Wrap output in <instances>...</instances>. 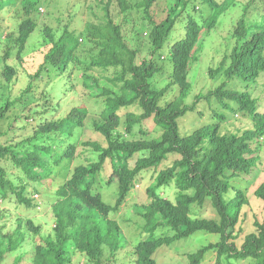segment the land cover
<instances>
[{
    "label": "trees",
    "instance_id": "1",
    "mask_svg": "<svg viewBox=\"0 0 264 264\" xmlns=\"http://www.w3.org/2000/svg\"><path fill=\"white\" fill-rule=\"evenodd\" d=\"M157 1L118 0V14L142 10V19L147 25L144 31L149 46L147 56L146 53L140 55L139 46L133 47L127 41L121 22L109 13L110 0L105 4L101 1L105 17L100 22H87L84 31L80 32L83 43L90 45L89 49H79L80 39L72 31H65L56 40L46 32L49 39L45 46L49 48L42 51V62L29 74L25 89L16 98L8 97L0 103L1 122L17 103L32 98L29 93L37 78L45 73L54 79L63 75L73 63L81 74L83 88L93 96L104 98L103 108L98 118L91 122V128L103 136L105 143L81 140L88 115L83 105H75L65 115L53 116L48 122L40 123L32 136L20 142V147L0 143V160L10 159L23 171L25 178L32 181L50 177L62 163L63 169L73 165L71 174L55 192L56 199L51 207L52 233L36 244L32 264H70L75 251L86 258L81 264H104L105 248L113 257L124 241L121 226L110 215L119 210L128 193L148 170L155 172L153 184L146 189L148 201L135 205V212L143 219V230L147 233L134 245L136 264H156L154 254L160 247L169 246L197 231L217 233L219 239L186 253L187 261L181 264H201L208 251L215 253L214 264H233L234 260L247 258L264 264V222L254 220L256 231L247 233L239 247L235 245L234 228L242 207L249 200L244 189L231 183L233 178L251 172L257 159L254 145L264 137V111L257 109V98L248 91V83H254L264 72V15L259 23L246 20L250 5L264 0H250L244 5L231 32V50L215 69L208 68L210 76L221 74L223 81L195 94L190 104L183 103L191 89L190 64L197 60L202 29H211L215 25L224 11L225 1L219 4L215 0H174L166 16L156 21L151 9ZM197 1L207 3L211 8L202 23L193 14L198 10ZM16 3L21 5L23 19L17 25L15 36L13 33L4 36L1 56V74L8 86L17 76L16 66L10 59L21 57L37 27L32 14L39 13V0H0V10ZM179 18L183 20L184 35L168 47L172 62L170 80L164 87L154 88L152 80L163 68L157 63L156 55ZM80 51H87V56L82 58ZM95 71L99 73L95 74ZM235 79L247 84L246 90L228 85ZM172 85L178 86L177 94L162 104ZM201 100H215L225 110L240 112L242 117L251 120L252 126L237 132L220 131L228 115L217 114L213 109L217 122L180 135L179 119L193 111ZM149 120L159 128L158 137H147L144 125ZM2 136L0 129V140ZM81 155L87 163L75 165L74 161ZM173 155L175 158L171 163L159 168ZM106 164L110 171L105 181L111 183L116 179L117 182L114 204L106 203L95 188ZM171 183L177 189L174 200L157 192L158 188ZM229 189L233 191L231 196H227ZM25 191L26 185L15 184L0 165V199H9L13 195L17 203L33 207L35 199L26 196ZM253 194L264 202V182ZM207 203L215 212L214 218L191 215L193 204L203 207ZM27 224L39 232V227L31 220ZM164 227L172 234L154 236L158 228ZM23 238L19 227L0 233V261L16 250ZM17 262L18 257L13 264Z\"/></svg>",
    "mask_w": 264,
    "mask_h": 264
},
{
    "label": "rangeland",
    "instance_id": "2",
    "mask_svg": "<svg viewBox=\"0 0 264 264\" xmlns=\"http://www.w3.org/2000/svg\"><path fill=\"white\" fill-rule=\"evenodd\" d=\"M101 1L105 4L108 0H39L38 11L33 13L32 17L37 23L35 31L30 35L26 44L25 50L21 53L19 59L14 57L10 59V63L16 66L17 76L15 82L8 86L7 82L2 77L1 71L3 68L2 54L4 50V36L9 33L16 35L18 23L23 19L21 5L16 3L12 7H4L0 10V103L5 101V98H16L22 90L25 89L30 77L38 65L42 62V51H47L49 46H45L48 42V32L53 40H56L65 31H72L74 35L80 39V48L88 50L90 45L83 43L81 31H84L87 22H100L105 17L104 7ZM174 0H158L151 9V15L156 21L162 20L168 8ZM222 4L225 1L224 11L221 12L216 20L215 25L211 29L204 27L198 42L197 60L190 64L188 71V80L191 83V89L184 99V104H190L194 100V95L199 92H205L217 86L223 81L221 74H216L213 77L209 75L208 68L215 69L223 56L229 53L233 46V38L231 32L235 27L237 20L241 17L243 7L250 0H215ZM118 0H110L108 10L110 15L120 21L125 33V37L131 46H139L140 55L146 56L149 54V46L147 36L144 35L147 25L143 22L144 14L142 10H133L127 14H118ZM198 10L193 13L200 23L203 22L210 14V6L207 3L197 1ZM264 15V1H256L250 5L246 20L247 22L259 23ZM138 33V34H137ZM142 35V36H141ZM184 28L183 20L179 18L173 29L171 30L164 46L156 55L157 63L163 68L160 73L156 74L152 80L154 88L164 87L170 80L169 74L172 70V62L168 47L174 41L183 37ZM147 51V52H146ZM82 58L87 56V51H80ZM148 53V54H147ZM15 55V53L13 54ZM161 56V57H159ZM61 76L52 79L43 74L36 79L34 87L29 95L32 96L24 103H17L14 109H10L7 116L1 120L0 129L3 131L1 137L2 144H12L20 147V142L25 141L33 135V130L40 123L48 122L51 118H57L65 115L71 107L75 105H83L87 108L86 129L81 140H92L100 143H105L103 136L95 132L91 128V122L98 118V113L103 108V97L93 96L81 84V74L75 69V64ZM99 72L95 71V74ZM232 88L238 90H246L245 83L240 80L229 81L228 84ZM248 91L253 97H256L257 109L264 111V72H262L254 83H248ZM178 92V86L172 85L165 94V100L172 99ZM10 98V99H11ZM11 99V100H12ZM59 102V104H57ZM225 113L228 115L227 120L221 125L220 131L237 132L244 128L251 127V120L242 117L240 112L232 113L230 110L221 108L215 100L208 102L201 100L196 104L193 111L187 112L178 121V130L180 135H185L192 132L194 129L208 123L217 122V117L212 114ZM201 114H200V113ZM7 118V119H6ZM123 126V124H122ZM121 128V127H120ZM119 128V129H120ZM144 129L148 131V138L158 137L160 130L153 125L149 120ZM121 131V130H120ZM79 133V132H78ZM137 137V136H135ZM259 144L254 145L256 164L249 174L241 175L232 179L231 183L245 190L248 197V204L244 205L239 215V221L234 228L236 238L235 245L240 246L244 236L252 231H256L254 220L264 222V202L257 198L253 191L261 183L264 182V137ZM172 155V154H171ZM83 155L79 156L74 161L75 165L87 163ZM175 155L168 157L159 168L171 163ZM0 165L4 167L8 176L17 185H26L25 195L33 200V207H27L24 204H19L14 199L13 195L9 199H0V233L13 231L19 227V231L24 235L22 242L16 250L6 254L0 264H13L18 257L17 264H32L34 249L36 244L40 243V239L52 233L54 218L51 211L52 204L56 199V190L64 182V179L72 172L73 165L69 169L61 167L56 168V172L48 178H43L38 181H32L23 174L13 164L10 159H1ZM109 165L106 164L99 173L98 182L95 188L100 192L102 199L108 204H114L117 194V182L113 179L111 183H107L105 179L109 175ZM154 170H148L141 176L140 181L132 189L116 213L110 216L114 218L121 226L123 233V246L110 257L109 252L104 249V264H136V256L134 253V245L146 237L147 233L143 230L144 221L136 214L135 205L143 204L148 201L146 189L153 184ZM160 195H163L171 200L175 199L177 189L173 183L162 186L157 189ZM232 190L229 189L227 196L232 195ZM37 197H34L35 194ZM31 194V195H30ZM37 198V199H36ZM192 216H205L214 218L215 212L207 203L201 207L192 205ZM20 220V223L17 222ZM31 220L34 226L39 227V232L36 233L27 224ZM169 228H158L154 236L171 235ZM219 239L217 233H207L197 231L194 234L174 241L169 246L160 247L154 254L156 264H181L187 261L186 253L197 250L203 245L210 242H215ZM215 253L208 251L205 254L201 264H214ZM86 261L83 254L75 251L72 255L70 264H81ZM226 264V263H224ZM233 264H257L254 259L247 258L244 260H234Z\"/></svg>",
    "mask_w": 264,
    "mask_h": 264
},
{
    "label": "built area",
    "instance_id": "3",
    "mask_svg": "<svg viewBox=\"0 0 264 264\" xmlns=\"http://www.w3.org/2000/svg\"><path fill=\"white\" fill-rule=\"evenodd\" d=\"M137 186V185H136ZM35 194V193H34ZM34 197H37V195L35 194V196ZM35 199V198H34ZM37 199V198H36Z\"/></svg>",
    "mask_w": 264,
    "mask_h": 264
}]
</instances>
